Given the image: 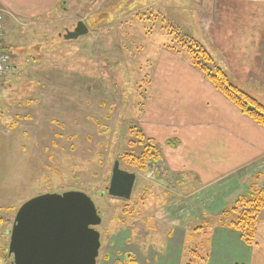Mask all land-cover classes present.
<instances>
[{"label":"rangeland","instance_id":"rangeland-1","mask_svg":"<svg viewBox=\"0 0 264 264\" xmlns=\"http://www.w3.org/2000/svg\"><path fill=\"white\" fill-rule=\"evenodd\" d=\"M218 1L65 0L32 27L5 13L13 39L7 44L16 52L1 46L14 67L0 82V264H14L10 231L22 206L71 192L88 195L102 218L97 264H160L165 252L176 264H208L216 227L217 252L226 251L223 230L230 220L222 214L251 191L238 196L234 187L224 196L223 186L214 198L183 190L141 125L163 54L191 62V41L206 38L208 13L219 9ZM241 7L253 33L264 7L253 1ZM79 21L89 33L66 41ZM25 41L31 46H21ZM252 95L264 105V93ZM150 154L156 155L144 168L135 165ZM115 162L137 176L128 199L108 194Z\"/></svg>","mask_w":264,"mask_h":264},{"label":"crops","instance_id":"crops-1","mask_svg":"<svg viewBox=\"0 0 264 264\" xmlns=\"http://www.w3.org/2000/svg\"><path fill=\"white\" fill-rule=\"evenodd\" d=\"M60 1L65 0H57L52 6ZM250 1L264 7V0H219V9L209 10L207 26H202L206 38L196 40L210 53L229 82L252 97L256 92L264 93V16L258 26H252L253 33L245 29L246 17L241 4ZM52 6L46 0H0L6 24L2 48L13 47L8 45L13 39L9 40L7 32V13L13 20L22 21L20 24L13 21V28L17 24L32 27L38 25L34 21L44 17ZM202 19L199 22L206 25V20L204 23ZM26 30L29 34V28ZM36 33L34 30L36 37L46 36L45 32ZM21 46L31 45L25 41ZM207 46H213L217 58ZM19 54L20 50L16 54L20 58ZM190 64L187 58L163 54L162 68H157L151 77L150 93L144 102L141 120L144 137L155 141L163 150V161L183 190L199 195L206 192L214 198L220 196L218 191L223 186L227 191L224 196L234 187L241 192L238 196L254 188L264 190V128L244 116ZM263 215L264 208L258 217L252 245L245 243L241 233L228 226L223 230L225 241L221 247L226 251L217 252L215 242L219 227L213 228L208 264H264ZM167 255V252L160 255L165 258L160 264H176L174 258Z\"/></svg>","mask_w":264,"mask_h":264},{"label":"water","instance_id":"water-1","mask_svg":"<svg viewBox=\"0 0 264 264\" xmlns=\"http://www.w3.org/2000/svg\"><path fill=\"white\" fill-rule=\"evenodd\" d=\"M89 33L79 21L66 31V41ZM136 174L124 171L115 162L108 194L130 198ZM102 222L92 199L80 192L39 196L26 202L10 231L9 255L14 264H97L101 247L97 230Z\"/></svg>","mask_w":264,"mask_h":264},{"label":"trees","instance_id":"trees-1","mask_svg":"<svg viewBox=\"0 0 264 264\" xmlns=\"http://www.w3.org/2000/svg\"><path fill=\"white\" fill-rule=\"evenodd\" d=\"M188 49L189 59L192 65L198 69L210 83L220 91L231 103H233L244 116H247L255 123L264 128V105L252 98L245 92H242L236 86L232 85L227 76L219 69L206 48L196 41H191ZM151 145L155 143L149 140ZM151 151V150H150ZM156 154L145 155L140 161L134 160L135 165L144 168L147 157ZM157 157V156H155ZM248 197L242 196L235 202V206L228 211H224L225 219L230 220L229 227L238 231L242 239L248 245H252L257 234L258 217L264 208V190L256 188L251 190ZM238 215L237 218L231 219L232 212Z\"/></svg>","mask_w":264,"mask_h":264},{"label":"built area","instance_id":"built-area-1","mask_svg":"<svg viewBox=\"0 0 264 264\" xmlns=\"http://www.w3.org/2000/svg\"><path fill=\"white\" fill-rule=\"evenodd\" d=\"M6 24L4 12L0 11V82L8 73L13 70V62L11 55L1 49V44L5 38Z\"/></svg>","mask_w":264,"mask_h":264},{"label":"flooded vegetation","instance_id":"flooded-vegetation-1","mask_svg":"<svg viewBox=\"0 0 264 264\" xmlns=\"http://www.w3.org/2000/svg\"><path fill=\"white\" fill-rule=\"evenodd\" d=\"M64 5H65V4H64ZM64 5L62 4V7H63V8H64ZM75 28H76V27H74L72 31H74ZM13 223H14V221H13ZM13 223H12V225H13ZM12 228H13V227H12Z\"/></svg>","mask_w":264,"mask_h":264},{"label":"bare ground","instance_id":"bare-ground-1","mask_svg":"<svg viewBox=\"0 0 264 264\" xmlns=\"http://www.w3.org/2000/svg\"><path fill=\"white\" fill-rule=\"evenodd\" d=\"M23 207V206H22ZM20 211V210H19ZM18 214V213H17ZM16 217H17V215H16ZM16 217H15V219H16ZM14 224V223H13Z\"/></svg>","mask_w":264,"mask_h":264}]
</instances>
